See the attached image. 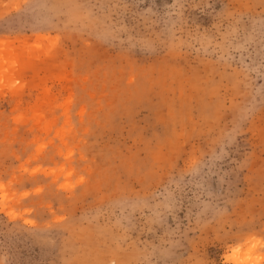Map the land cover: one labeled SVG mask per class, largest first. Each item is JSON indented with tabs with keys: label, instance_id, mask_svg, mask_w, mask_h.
<instances>
[{
	"label": "rangeland",
	"instance_id": "374dc122",
	"mask_svg": "<svg viewBox=\"0 0 264 264\" xmlns=\"http://www.w3.org/2000/svg\"><path fill=\"white\" fill-rule=\"evenodd\" d=\"M0 264H264V0H0Z\"/></svg>",
	"mask_w": 264,
	"mask_h": 264
}]
</instances>
